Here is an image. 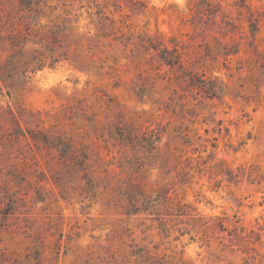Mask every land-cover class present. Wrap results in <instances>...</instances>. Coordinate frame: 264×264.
<instances>
[{
  "label": "rangeland",
  "instance_id": "374dc122",
  "mask_svg": "<svg viewBox=\"0 0 264 264\" xmlns=\"http://www.w3.org/2000/svg\"><path fill=\"white\" fill-rule=\"evenodd\" d=\"M42 1L85 46L3 87L0 264H264V20L253 35L239 7L264 0ZM171 38L186 77L145 48ZM8 104L78 155L12 139ZM119 127L160 141L133 148Z\"/></svg>",
  "mask_w": 264,
  "mask_h": 264
},
{
  "label": "trees",
  "instance_id": "16d2710c",
  "mask_svg": "<svg viewBox=\"0 0 264 264\" xmlns=\"http://www.w3.org/2000/svg\"><path fill=\"white\" fill-rule=\"evenodd\" d=\"M140 1V0H137ZM205 2V0H201ZM143 4V3H142ZM48 6L42 0H0V97L11 96V91L4 92L3 87L9 89L13 85V80L18 75H25L28 71H36L43 68L47 62L50 66L55 65L62 59H69V49L84 48V42L75 34V27L67 26L60 23L55 18H51L47 14L45 7ZM244 7L247 13L249 25L252 27V33L255 35L259 28L260 22L264 20V12L253 10L250 5L239 6ZM218 12L224 25L220 26L221 33L226 35L233 32L237 27L232 19H228V15L219 7ZM241 14V12H239ZM216 12H212L211 17H215ZM44 17L47 19L45 24H41L39 20ZM173 47L163 45L161 48L158 44L149 41L146 45L147 50L153 49L159 58L160 64H164L170 70H178L186 77V65L183 60V46L174 38ZM67 47V49H65ZM6 56L2 59V54ZM186 81V79L184 80ZM210 81L203 79L197 82L192 81L191 85L197 86L200 90H204L209 95H214L215 85ZM3 85V86H2ZM25 109L19 104L7 105V117L13 125L10 135L16 140L20 137H30L35 145L43 144L46 148H54L59 151L62 157L74 158L77 156L76 148L72 137L63 136L61 134L49 135L42 129L34 131L27 124L30 120L24 118ZM20 120L25 122V127L21 125ZM120 139L134 147L147 148L149 151L154 150L156 142L160 141V136L153 139L147 134L142 136L135 131H124L118 128ZM80 155L78 164L87 166L92 155L89 153V147L82 145L79 149ZM99 158V156L97 155ZM86 177V176H85ZM167 200V196L164 197ZM139 211L131 209L129 213H137ZM180 214V213H177ZM222 228L223 223L218 222ZM214 228V227H213ZM262 229V228H261ZM252 234L260 238V233L251 231Z\"/></svg>",
  "mask_w": 264,
  "mask_h": 264
}]
</instances>
